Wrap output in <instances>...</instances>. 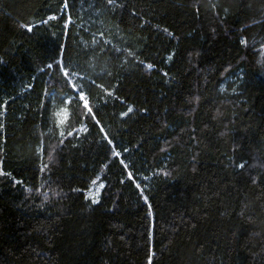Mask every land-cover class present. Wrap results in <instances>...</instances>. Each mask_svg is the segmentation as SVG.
<instances>
[{
  "label": "trees",
  "instance_id": "1",
  "mask_svg": "<svg viewBox=\"0 0 264 264\" xmlns=\"http://www.w3.org/2000/svg\"><path fill=\"white\" fill-rule=\"evenodd\" d=\"M0 264H264V0H0Z\"/></svg>",
  "mask_w": 264,
  "mask_h": 264
},
{
  "label": "snow or ice",
  "instance_id": "2",
  "mask_svg": "<svg viewBox=\"0 0 264 264\" xmlns=\"http://www.w3.org/2000/svg\"><path fill=\"white\" fill-rule=\"evenodd\" d=\"M113 2H114V0H108V3H109V4H112ZM101 35H102V34H101ZM245 42H246V41H243V40L241 41V43H245ZM128 55L131 56L132 53L129 52ZM51 66H52V65H48V67H51ZM148 67L151 68L152 65H148ZM80 99H81V100H84V99H85V96H84L83 93H81ZM84 107L87 108L89 112H91V108H89V105H88L87 101L85 102ZM59 111H60V112H65V113H66V112H67V109H66V108H61ZM129 111H131V109H129ZM57 114H58V113H57ZM61 123H63V121H61ZM102 131H103V129H102ZM69 134H71V133H69ZM61 135H63V133H61ZM109 143H111V141H109ZM114 155H117V156H118L119 153H114ZM121 163H123V161H121ZM243 166H244L243 164L239 165V167H241V168H242ZM93 183H96V181H93ZM95 202H96V201H93V203H95Z\"/></svg>",
  "mask_w": 264,
  "mask_h": 264
},
{
  "label": "rangeland",
  "instance_id": "3",
  "mask_svg": "<svg viewBox=\"0 0 264 264\" xmlns=\"http://www.w3.org/2000/svg\"><path fill=\"white\" fill-rule=\"evenodd\" d=\"M99 189H96L95 191H93V192H97Z\"/></svg>",
  "mask_w": 264,
  "mask_h": 264
}]
</instances>
